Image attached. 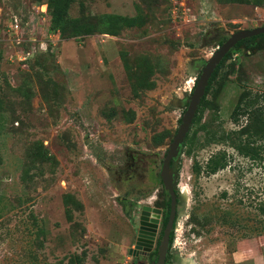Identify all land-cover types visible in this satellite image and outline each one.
<instances>
[{"label": "rangeland", "instance_id": "obj_1", "mask_svg": "<svg viewBox=\"0 0 264 264\" xmlns=\"http://www.w3.org/2000/svg\"><path fill=\"white\" fill-rule=\"evenodd\" d=\"M254 1L76 0L60 32L48 0H0V264L134 263L142 206L167 213L161 169L199 75L191 66L264 26ZM108 15L132 22L99 32ZM245 91L264 92L263 38L231 52L208 95L218 110L174 163L188 196L175 264H253L249 252L264 251V139L233 117ZM219 153L228 166L209 173Z\"/></svg>", "mask_w": 264, "mask_h": 264}, {"label": "trees", "instance_id": "obj_2", "mask_svg": "<svg viewBox=\"0 0 264 264\" xmlns=\"http://www.w3.org/2000/svg\"><path fill=\"white\" fill-rule=\"evenodd\" d=\"M75 1L76 0H48V6L51 10V29H53L54 31L64 32L67 29L68 24L75 21L69 15L70 7ZM227 1L235 2L237 0H227ZM254 2L259 5L261 3V0H255ZM107 17L112 21V25L106 24L103 29L98 30L99 32H104V29L106 30L108 28L107 33L109 32L117 33L118 28H120L122 25H127L132 22L131 18L125 17V16L108 15ZM96 30L97 28H95L94 30L93 28L85 27L83 28V30H81V32L89 35V34H92L93 32H96ZM227 38L228 37H223L220 40L219 45L221 46L227 40ZM260 38L264 39V34L256 35V36L241 40L235 45V47H233L229 51V53L225 56V58L217 66L216 70L214 71L209 81V85L206 88L205 95L201 101V104L198 108L196 116L193 120L192 127L187 134L186 140L182 148V153L185 152L187 155L192 154L194 145L197 140V130L203 127L201 125V121H202L204 111L206 109H210V110L212 109L215 111L218 110V107L216 106V104L213 101L208 99V95L211 93V88L213 86V83L217 79L222 67L227 63L231 52L239 48L243 44H247L248 47L256 46L257 40ZM197 80H198V77L196 78V82ZM240 115L247 116V123L241 128V131L243 133H247L249 137H251V140L253 142L260 140V139L263 140L264 139V92L256 93L253 95L250 92L245 91L241 95L237 105L235 106L233 110V117L236 121H238ZM193 128L195 129L191 134V130ZM173 165L174 164L172 163V166ZM227 166H228V160H227L226 153H219V154L212 156L209 159L207 163V170L209 173H216L218 170L224 169ZM170 201L171 199L168 194V198L166 201L167 214L163 218L164 226L168 220V214L170 210ZM173 236L174 234L172 233L171 240L173 239Z\"/></svg>", "mask_w": 264, "mask_h": 264}, {"label": "water", "instance_id": "obj_3", "mask_svg": "<svg viewBox=\"0 0 264 264\" xmlns=\"http://www.w3.org/2000/svg\"><path fill=\"white\" fill-rule=\"evenodd\" d=\"M264 34V26L252 28V29H244L232 33L227 40L219 46V48L206 60L200 61L199 64V75L198 80L195 84L194 89L189 98V102L186 108V111L182 117V121L180 127L177 130V133L169 146V149L163 159L162 169H161V179L165 189L171 197V212L169 215V220L167 222L166 228L164 230L163 240L161 242V246L159 248V258L158 261L153 264H165L167 253L170 246V235L171 231L174 228V223L176 220L177 210L182 209L181 205H178V193L176 191V177L174 171V165L172 163L175 162L176 159L180 157L182 154V148L184 142L186 140L187 134L190 131L193 120L196 116L198 108L201 104V101L205 95L206 88L209 85V81L216 70L217 66L221 63V61L225 58V56L229 53V51L235 47V45L243 39L253 37L256 35ZM152 215L151 222L148 223V215ZM162 210L158 208H153L152 206L145 205L143 206V215H142V230L144 225H151L152 233L149 241L150 250L156 239V235L159 228L160 218H161ZM142 242V234H140L138 239V245ZM132 252V250H131Z\"/></svg>", "mask_w": 264, "mask_h": 264}, {"label": "flooded vegetation", "instance_id": "obj_4", "mask_svg": "<svg viewBox=\"0 0 264 264\" xmlns=\"http://www.w3.org/2000/svg\"><path fill=\"white\" fill-rule=\"evenodd\" d=\"M180 196H181V193H178V205H181V199H180L181 197ZM170 199H171V197H170ZM143 206H145V205H143ZM143 206H142V209H141L140 215H139V226H138L139 228H138V232H137V239H136V242H135V247H132L129 250L130 254H132L134 256V258L136 259L133 264H148V262H149V264H153L154 262L156 263L158 261L159 248L161 246V242L163 240V235H164V230L166 228L167 222L169 220V215H170V212H171V201H170V210H169V214H168V220H167V222H166V224L164 226L163 225V218L166 215H164V211H163L162 208H158V209L162 210L160 223H159V228H158V232H157V235H156V239L154 241V245H153V247L150 250H148L149 241H150L151 233H152V227H151V225H144L143 226V232L141 233V230H142L141 221H142V215H143ZM153 208H157V207H153ZM182 208H184V207L182 206ZM180 211H181V209L177 210L176 220H175V223H174V228L171 231V235H172V233L174 234V229L176 227V222H177L178 216L180 214ZM128 214H129V212H128ZM151 218H152V215L151 214L148 215V219H147L148 223L151 222ZM140 234H142V242H141L140 245H138V239H139ZM171 235H170V245H171V243L173 241V239L171 240ZM131 250H132V252H131ZM178 256H181V255L178 254V253L177 254L176 253H174V254L170 253V246H169V250H168V253H167L165 264H169L170 261L172 262V264H175V261L177 260ZM141 258H145L147 260V262L145 260H142ZM176 263H178V262H176Z\"/></svg>", "mask_w": 264, "mask_h": 264}, {"label": "bare ground", "instance_id": "obj_5", "mask_svg": "<svg viewBox=\"0 0 264 264\" xmlns=\"http://www.w3.org/2000/svg\"><path fill=\"white\" fill-rule=\"evenodd\" d=\"M191 67L194 70V73L197 74L198 69H199V64L194 63V64H192ZM192 81H191V83H192ZM180 197H181L180 198L181 199V206L186 207L187 204H188V196H187V194L184 192V193L181 194ZM177 264H195V263L192 262V261L190 262V260H187V259H180L179 258Z\"/></svg>", "mask_w": 264, "mask_h": 264}, {"label": "crops", "instance_id": "obj_6", "mask_svg": "<svg viewBox=\"0 0 264 264\" xmlns=\"http://www.w3.org/2000/svg\"><path fill=\"white\" fill-rule=\"evenodd\" d=\"M253 251V250H252ZM256 251V250H255ZM256 254H253V252H249V255L247 256L248 260L247 261H250V259L252 258L253 259V264H264V251H256L254 252ZM248 263H251V262H248Z\"/></svg>", "mask_w": 264, "mask_h": 264}]
</instances>
